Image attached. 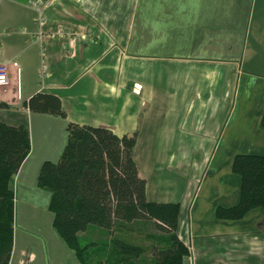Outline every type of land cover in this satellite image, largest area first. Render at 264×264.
I'll return each mask as SVG.
<instances>
[{"label":"crops","instance_id":"crops-1","mask_svg":"<svg viewBox=\"0 0 264 264\" xmlns=\"http://www.w3.org/2000/svg\"><path fill=\"white\" fill-rule=\"evenodd\" d=\"M0 122L30 150L13 177L8 264H79L52 226L43 161H58L68 122L136 133L149 201L179 204L183 264H264V210L216 216L240 197L237 154L264 156V0H0ZM57 95L65 117L24 106Z\"/></svg>","mask_w":264,"mask_h":264},{"label":"trees","instance_id":"trees-1","mask_svg":"<svg viewBox=\"0 0 264 264\" xmlns=\"http://www.w3.org/2000/svg\"><path fill=\"white\" fill-rule=\"evenodd\" d=\"M24 106L65 117L53 93L38 91ZM66 131L58 161L42 162L37 185L50 192L52 226L79 264H88L85 255L93 252L102 254L96 264H183L189 248L176 234L179 204L147 200L133 158L136 133L117 135L104 126L73 122ZM29 150L26 126L0 122V264L9 263L13 243V177ZM232 170L241 179L239 201L217 207L216 216L237 219L251 208L264 210V156L237 154ZM89 229L101 230L106 239L81 245L80 234Z\"/></svg>","mask_w":264,"mask_h":264},{"label":"rangeland","instance_id":"rangeland-1","mask_svg":"<svg viewBox=\"0 0 264 264\" xmlns=\"http://www.w3.org/2000/svg\"><path fill=\"white\" fill-rule=\"evenodd\" d=\"M104 236L105 235L101 230L98 231L97 229H89L87 232L80 234V242L81 245L90 242V240L99 243L106 239ZM101 257L102 254L100 255L99 252H93L90 255H85V261L88 262V264H96V260Z\"/></svg>","mask_w":264,"mask_h":264},{"label":"built area","instance_id":"built-area-1","mask_svg":"<svg viewBox=\"0 0 264 264\" xmlns=\"http://www.w3.org/2000/svg\"><path fill=\"white\" fill-rule=\"evenodd\" d=\"M14 67L18 72V66L16 61H3L0 62V86H5L10 81V67Z\"/></svg>","mask_w":264,"mask_h":264}]
</instances>
